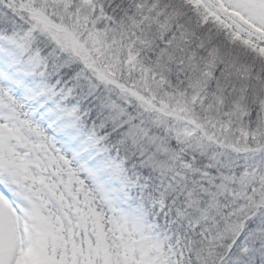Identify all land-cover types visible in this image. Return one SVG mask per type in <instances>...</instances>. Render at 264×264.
I'll use <instances>...</instances> for the list:
<instances>
[{"label": "snow or ice", "instance_id": "6c2138e0", "mask_svg": "<svg viewBox=\"0 0 264 264\" xmlns=\"http://www.w3.org/2000/svg\"><path fill=\"white\" fill-rule=\"evenodd\" d=\"M0 264H264V0H0Z\"/></svg>", "mask_w": 264, "mask_h": 264}]
</instances>
